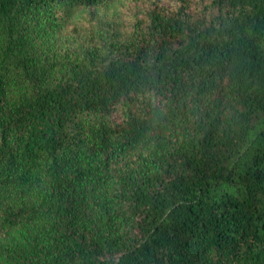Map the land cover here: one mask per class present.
I'll return each mask as SVG.
<instances>
[{
    "label": "trees",
    "instance_id": "obj_1",
    "mask_svg": "<svg viewBox=\"0 0 264 264\" xmlns=\"http://www.w3.org/2000/svg\"><path fill=\"white\" fill-rule=\"evenodd\" d=\"M0 264H264V0H0Z\"/></svg>",
    "mask_w": 264,
    "mask_h": 264
}]
</instances>
